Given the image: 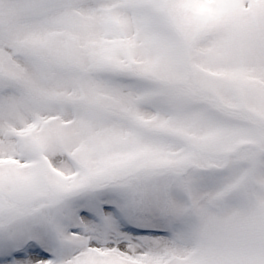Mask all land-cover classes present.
Instances as JSON below:
<instances>
[{"label": "snow or ice", "instance_id": "snow-or-ice-1", "mask_svg": "<svg viewBox=\"0 0 264 264\" xmlns=\"http://www.w3.org/2000/svg\"><path fill=\"white\" fill-rule=\"evenodd\" d=\"M0 264H264V0H0Z\"/></svg>", "mask_w": 264, "mask_h": 264}]
</instances>
